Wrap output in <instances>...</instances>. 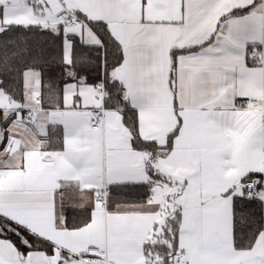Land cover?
I'll return each instance as SVG.
<instances>
[{
  "label": "crops",
  "instance_id": "crops-1",
  "mask_svg": "<svg viewBox=\"0 0 264 264\" xmlns=\"http://www.w3.org/2000/svg\"><path fill=\"white\" fill-rule=\"evenodd\" d=\"M245 2L247 0H220L217 9L205 13V19L193 30L185 31L182 25L187 21L181 20L180 0H148L143 12L140 0H27L26 10L18 13L11 11L12 0H0L6 24L57 29L59 24L63 26L68 13H73L85 21L107 23L129 54V60L133 48L141 53L147 50L146 60L138 58L134 77L130 76L127 63L112 71V77L125 85L131 99L145 96L149 100V107L139 113L142 139L163 145L176 128L177 115L185 117V125L172 151L163 159L151 160L149 151L133 147L131 132L119 110L105 108L103 126L92 128L93 120L104 106V102L95 97L94 86L69 84L64 108L45 110L39 102L40 78L37 73L29 78L34 70L28 71L25 102L12 103L7 95L10 108H0L3 110L0 115V216L48 240L54 245V251L48 254L32 250L22 254L11 240L0 234V264H149L147 245L153 239L156 241L174 212L178 213L180 221L177 247L186 250L190 264H209L221 258L215 248L207 245V239L209 233H218L231 245V202L230 197L225 199L222 193L232 184H237L239 190L240 178L246 173L264 172V150L251 147L252 133L264 127V66L253 63L246 68L242 46L211 71L208 62L197 63L191 71L208 72L210 83L193 99L185 79L186 58L197 53L186 50L183 55L177 54L175 79L172 53L184 44L193 43L195 33L210 30L220 13ZM160 3L164 7H158ZM236 12L239 13H230L228 19L245 15L247 10L237 8ZM63 30L86 43L99 42L87 25L78 24L67 30L63 27ZM251 35L260 38L264 36V29L255 28ZM70 45L65 51L66 58L70 57ZM26 78L36 87L28 90ZM173 79L176 99L184 106L175 114ZM233 95L247 99L235 101L234 107L224 106V98ZM251 99L258 100V104L240 106L241 102ZM201 104L207 105L199 112L204 122L200 131L194 133L190 121ZM20 109L35 110V115L26 119ZM205 113H211V118L204 119ZM11 117L13 120L6 128L5 121ZM224 117L240 127L246 126L244 131L220 128L219 121ZM53 124L63 127L61 150L42 146L41 138ZM227 135L233 137L231 144L225 142ZM65 153H69L72 160L66 158ZM85 157L92 161V166L81 167L76 172L73 161ZM152 169L165 174L155 183L161 188L168 187L172 210L162 204L156 191L147 204H125L114 211H107L97 203L91 223L75 229L66 227L65 214L55 192L67 179L79 183L82 189L92 190L98 185L84 182L91 175H102L105 184L112 180L151 181L148 173ZM91 200L92 193L85 192L84 203ZM201 201L211 206L205 210ZM196 215L201 216L203 222L192 233V218ZM90 246L100 247L105 254L86 255Z\"/></svg>",
  "mask_w": 264,
  "mask_h": 264
},
{
  "label": "snow or ice",
  "instance_id": "snow-or-ice-1",
  "mask_svg": "<svg viewBox=\"0 0 264 264\" xmlns=\"http://www.w3.org/2000/svg\"><path fill=\"white\" fill-rule=\"evenodd\" d=\"M140 3L143 12V7L148 4V0H140ZM219 5L220 0H180L181 20L187 21L182 27L185 31L193 30L198 23L205 19V13L213 12ZM157 6L164 7V4L160 3ZM26 8L27 0H12L11 11L13 13L25 11ZM237 8L247 10V13L229 20V14L235 13ZM31 27H34V25L6 24L4 15L0 12V37H7L14 30L23 29L26 32ZM255 28L264 29V0H247L243 4L230 8L228 12L220 13L219 16L215 17V23L210 26V30L195 33L193 43L184 44L175 49V52L172 53L173 67L176 66L179 58L177 54L183 55L186 50L197 53V55H189L186 58L188 67L185 79L188 82L187 88L190 97L196 99L199 94L206 90V85L210 83L208 72L193 73L191 71L192 67L197 63L208 62V69L211 71L222 64L227 55L238 51L240 46H242L246 68L252 67L253 63L264 66V36L254 38L251 33ZM39 32L41 35H46L48 34V29L40 28ZM52 35L57 40L60 37L58 32L52 33ZM21 40L25 46L20 51L11 53H9L8 45L14 43V41L0 40V86L4 83L6 76L13 72L24 76L33 68L40 78L41 86L44 87L46 85L50 95L60 96L67 91L69 84H91L94 86L97 82H104L107 88L116 83L109 77L111 69L106 60L91 69H86L82 66V63L91 62L90 58L93 55L87 50V46L76 52L71 63H69L64 59L66 48L63 42L59 44V51L55 52L53 51L54 42L34 40L33 45L29 47L26 36H21ZM253 48L256 49L255 53L252 52ZM119 55L120 60L115 65H112V68H118L127 63L129 74L132 77L136 73L138 58L143 57L145 60L148 58L147 50L141 53L135 48L131 51L130 60L129 54L123 48H121ZM13 62L16 64L15 69L13 68ZM81 73L83 74L81 75ZM53 77H58L55 82H53ZM169 86L171 87V81ZM107 99L116 106L125 120L131 119L138 129L139 113L149 107L147 97L140 96L133 100L125 90V85L121 84L120 89L109 92ZM241 99L247 98L235 95L226 96L224 98V106L234 107L235 101ZM183 107L176 99V92L173 90L174 114L177 110L182 111ZM206 107L207 105L201 104L196 116L190 121V128L194 133L200 131V125L204 120L200 117L199 112ZM208 118H211V113L204 114V119ZM177 121L176 128L168 134L163 145L158 144L155 140H143L138 135L134 137V142L138 141L143 144L144 151H153L155 149L152 155L153 160L156 157L163 159L172 151L176 137L180 135V130L185 125V117L177 115ZM219 126L220 128H231L233 130L239 128L241 132L246 127H240L234 120L226 117L219 121ZM209 131L215 132L217 129H209ZM252 137L251 147H260L261 150H264V127L252 133ZM224 139L226 143L231 144L233 142L231 135L225 136ZM161 149H167V151L162 152ZM65 156L72 160L69 153H65ZM73 166L78 172L81 167H91L92 161L87 159V157L76 158L73 161ZM148 174L153 182L148 180H112L105 184L102 175H91L84 182L98 185L96 189L92 190L82 189L79 183H73L72 179H67L56 189L55 195L59 197V205L66 219L69 222L76 220L78 223L83 219L84 222L79 224V226L83 227L91 223L92 212L96 209L97 203L101 204L105 210L112 211L122 203L147 204L152 201L158 187L154 181L163 179L165 174L155 169L149 171ZM70 175L74 176L75 173H70ZM186 183L187 180H185ZM237 188V184H232L230 188H227L222 193L225 199L230 197L231 202V245L229 246L222 240L218 233H209L207 245L215 248L221 257L209 262V264H264V172L250 171L246 173L245 176L240 178L239 190ZM85 192L92 193V200L87 204L84 203ZM96 192L101 194L96 195ZM133 197H136V199H133ZM200 203L205 210L211 206L204 201ZM202 222V217L199 215L192 218V233L197 230ZM28 239L30 241L32 239L31 236ZM13 242L25 253L29 250V245L21 242L18 235L13 234ZM258 250L261 252L259 255H257ZM172 254L175 255V252L173 251ZM165 264H170V257L165 258ZM177 264H179V261Z\"/></svg>",
  "mask_w": 264,
  "mask_h": 264
},
{
  "label": "trees",
  "instance_id": "trees-1",
  "mask_svg": "<svg viewBox=\"0 0 264 264\" xmlns=\"http://www.w3.org/2000/svg\"><path fill=\"white\" fill-rule=\"evenodd\" d=\"M0 12L3 13V8L1 5H0ZM240 12L242 13V11ZM236 13H239V12H235V14ZM87 22L89 23L92 31L98 36L99 42L90 44V43L84 42L80 37L76 35H69V38L72 42L71 61L73 59V55L76 52L81 51L85 46H87V50L93 55L90 58L91 62L87 64L82 63L83 67H85L86 69H91V68L96 67L97 64H101L105 60L107 61V64L109 68L111 69V71L109 72V77L112 80L116 81V83L114 85H110L107 88L105 87L104 105L107 109H117L116 106L107 99V97L110 91H115L121 88L120 82L112 77V71L115 69V68H112V65H115L120 60L119 53L122 48V45L118 42V40H116V38L111 33L107 23H105L104 21L91 20ZM40 28H47L48 34L41 35L39 32ZM56 32L60 33V37L58 40L55 39V37L52 35V33H56ZM21 36H26L28 38L29 47L33 45L34 40H46L49 43L54 42L53 51L55 52L59 51V44L61 42H63L65 45V39H66L63 26L62 24H59V27L57 29H52L50 27L42 26V25H34V27L28 28L26 32L23 29L14 30L13 32L9 33L7 37H0V40L14 41V43H10L8 45L9 53H11L13 51H20L25 46L21 40ZM174 52L175 51H173V53ZM97 56H98V59H97ZM64 59H65V56H64ZM13 68L14 69L16 68L15 62H13ZM175 68L176 67L173 68L174 79H175ZM31 70H35V69L33 68ZM82 74L83 73H81V75ZM25 77L26 75L20 76L18 73L13 72L9 76H6L4 83L2 84V86H0V88L5 91V93L8 95V97L12 101H16L20 104H23L26 100ZM57 78L58 77H53V82H55ZM174 79L172 80V84H173V90H175L176 92V86H175ZM98 83L99 82H97V84ZM97 84L94 85V87H97ZM87 85L93 86L91 84H87ZM40 99H41L40 107L45 110L64 108L65 106V92H63L60 96H56L55 94L50 95L47 90V86L46 85L44 87L41 86V81H40ZM2 113H3V110H0V115ZM13 113H11V115H14ZM5 120L6 119H4V121ZM12 120H13V117L5 121L6 128L10 125V122ZM0 122H1V119H0ZM124 124L131 132L133 147L136 149L143 150L144 148L143 144L139 143L138 141L134 142L135 136L138 135L141 138L140 133H139V127L137 129V127L134 125L131 119H127V120L124 119ZM41 142H42V146L47 149L49 148H52L54 150L63 149L64 147L63 127L58 124L50 125L48 128L47 134L43 138H41ZM153 151H155V149H153ZM153 151H149L151 153V157H150L151 160H153L152 159ZM161 151L166 152L167 149H161ZM149 182H153V181L151 180ZM133 199H136V197H133ZM125 204H140V203L126 202V203H122L118 205L115 209ZM115 209H113L112 211H114ZM83 222H84L83 219H81L79 223L76 220L69 222L65 216V225L69 229L80 228L81 226H79V224ZM179 226H180L179 215L178 213L175 214L174 212L172 214V218L170 217L165 227L164 234H163V237L165 238L166 243L160 242L158 240L159 238L156 239V241L154 240L150 242L146 248L147 259L149 258L152 262H154L157 259L159 260L161 264H165V258L170 257V264H174V261H173L174 255L172 253L173 251L175 252L178 249L177 236L179 233ZM0 234L8 238L12 242H13V234L18 235L20 237L21 242H23L26 245H29V250L26 253L16 246L22 254H27L28 252L32 250H40L48 254H52L54 251V245L48 240L42 237H39L33 233H30L24 228H21L13 223H10L9 221H7L1 216H0ZM29 236H31L32 238L30 241L28 239ZM150 250L154 254L149 252Z\"/></svg>",
  "mask_w": 264,
  "mask_h": 264
},
{
  "label": "built area",
  "instance_id": "built-area-1",
  "mask_svg": "<svg viewBox=\"0 0 264 264\" xmlns=\"http://www.w3.org/2000/svg\"><path fill=\"white\" fill-rule=\"evenodd\" d=\"M78 24H83V25H87L88 27H90L89 23L87 21H85L84 19H82L81 17H79L73 13H68V15L65 17V22L63 24V27H64V29L67 30V29H70L73 26H76ZM97 88H99L100 93L97 91L95 97L104 102V100H105L104 82H99L97 84ZM39 102H41L40 98H39ZM258 102L259 101L256 99H251L249 101L241 102L240 106L247 107L248 104L256 105V104H258ZM105 108H106L105 105L103 107H101L100 108V112H101L100 115L95 120H93V122H92V128L93 129H97V128H100L103 126V124H104L103 113L105 111ZM20 111H22L24 113V117L26 119H32L35 115V110L20 109ZM86 254L100 255V254H105V253H104V251H102V249L100 247L90 246V247H87ZM173 261H174V264H177L178 261H179V264H185V262H187V264H190V261H189L188 256H187V252L185 249H182V248H178L175 251V255L173 256ZM153 264H161V263L159 262V260L156 259L153 262Z\"/></svg>",
  "mask_w": 264,
  "mask_h": 264
},
{
  "label": "rangeland",
  "instance_id": "rangeland-1",
  "mask_svg": "<svg viewBox=\"0 0 264 264\" xmlns=\"http://www.w3.org/2000/svg\"><path fill=\"white\" fill-rule=\"evenodd\" d=\"M68 34H69V31L65 34L66 35V39H65V46H66V50L69 48V47H71V45H70V43L72 44V42H71V40H70V38H69V36H68ZM65 60L67 61V62H71V51H70V57H68L67 56V58H66V56H65ZM35 73H37L35 70L34 71H32L31 72V76L29 77V75L27 74V78L29 77V78H33L32 76H35ZM26 78V79H27ZM26 83H27V89L28 90H30V88L32 87V88H35L36 86H32V84H30L31 83V80L30 79H27L26 80ZM95 88V91L97 92H99L100 93V90H99V88H97V87H94ZM33 94L35 95V96H37V91H36V89H33ZM14 101H12V103H13ZM10 106H11V103H10V101H9V99H8V97H7V94L5 93V91L3 90V89H1L0 88V108H4V109H6V108H10ZM7 111V110H6ZM2 130H4L3 128H2ZM161 188V187H160ZM163 191H162V193H157V197H159L160 198V200H161V202H162V204H166V207H167V209H170V210H172L173 209V203H171L170 201H169V199H168V195L170 194L169 193V191H168V187L167 186H162V188H161ZM172 202H173V199H172ZM165 225H166V221L164 220L163 221V226L165 227ZM163 231L161 232V234H159V235H157L156 236V239H158L160 242H162V243H166V240H165V238L163 237V234H164V229H162ZM154 240V239H153ZM153 240H151V241H149V242H152ZM150 252L152 253V251L150 250ZM152 254H154V253H152ZM148 263L149 264H152V261L148 258Z\"/></svg>",
  "mask_w": 264,
  "mask_h": 264
},
{
  "label": "water",
  "instance_id": "water-1",
  "mask_svg": "<svg viewBox=\"0 0 264 264\" xmlns=\"http://www.w3.org/2000/svg\"><path fill=\"white\" fill-rule=\"evenodd\" d=\"M157 192L158 193H161L162 192V189L160 187H157Z\"/></svg>",
  "mask_w": 264,
  "mask_h": 264
}]
</instances>
